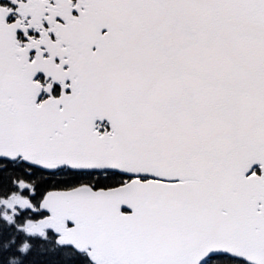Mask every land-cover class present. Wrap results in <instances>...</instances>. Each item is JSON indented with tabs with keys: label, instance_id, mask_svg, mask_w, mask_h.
Masks as SVG:
<instances>
[{
	"label": "snow or ice",
	"instance_id": "obj_1",
	"mask_svg": "<svg viewBox=\"0 0 264 264\" xmlns=\"http://www.w3.org/2000/svg\"><path fill=\"white\" fill-rule=\"evenodd\" d=\"M0 264H264V0H0Z\"/></svg>",
	"mask_w": 264,
	"mask_h": 264
}]
</instances>
